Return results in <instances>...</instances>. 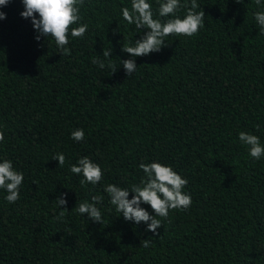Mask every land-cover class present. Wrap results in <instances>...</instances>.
<instances>
[{
  "label": "trees",
  "instance_id": "16d2710c",
  "mask_svg": "<svg viewBox=\"0 0 264 264\" xmlns=\"http://www.w3.org/2000/svg\"><path fill=\"white\" fill-rule=\"evenodd\" d=\"M148 2L155 19L172 18L159 16L162 0ZM197 3L205 12L198 34L166 37L159 52L134 58L130 76L122 60L133 57L123 44L134 46L149 31L123 18L132 0H84L72 27L87 31L83 38L69 31L71 53L63 56L51 36L36 39L23 0L0 5L7 14L0 19V162L11 160L24 174L15 203L0 189V264H264V156L252 158L239 140L244 131L264 145V34L255 19L264 7ZM77 129L83 141L72 139ZM58 153L62 167L52 159ZM81 157L103 170L98 184L81 185L83 174L70 172ZM154 161L187 179L183 192L192 200L157 217L159 235L125 220L104 190L140 185V164ZM63 193L68 210L59 218L55 199ZM93 196L102 197L103 222L76 209Z\"/></svg>",
  "mask_w": 264,
  "mask_h": 264
},
{
  "label": "clouds",
  "instance_id": "9594fccd",
  "mask_svg": "<svg viewBox=\"0 0 264 264\" xmlns=\"http://www.w3.org/2000/svg\"><path fill=\"white\" fill-rule=\"evenodd\" d=\"M8 2L9 0H0V5H6ZM236 2L241 3L243 0H236ZM254 2L257 6L264 7V0H254ZM83 3L84 0H23L25 10L21 15L24 18L31 17L34 28L40 33L36 36L38 41L41 36H51L60 48L61 56L70 55L71 49L66 47L69 44V31L71 30L73 38H83L88 28L86 24L72 27L81 20L79 6ZM199 7L197 0H190V5L189 0H184L183 4L181 0H162L159 16L172 17L163 23L154 18L152 5L148 0H132L131 10L124 7L122 16L128 24H134L137 31L144 28L149 29L142 39L135 40L134 46L123 44L122 51L133 57L122 60L127 75H132L138 67L135 57L159 52L166 44V37L170 35L193 37L198 34L200 28L205 24V12L196 11ZM181 8L187 10L183 18L176 15ZM6 16V13L0 11V19H5ZM255 19L259 25V32L264 34V11H257ZM111 55V49H104L103 56L105 58H110ZM92 63L98 64L100 68L106 66L101 60L93 59ZM107 66L112 67V73L116 72L117 69L110 61ZM71 137L80 142L84 140L85 133L83 129H77L71 133ZM3 140L4 133L0 131V142ZM239 140L249 146V154L252 158L259 160L264 156V145H261L257 135L241 131ZM52 159L58 160L59 166L62 167L66 157L63 153H58ZM140 168L146 174L140 185H133L129 190L115 184H108L104 190L109 194L111 204L116 206V211L122 214L125 220L135 221L136 224L145 222L147 224L146 231L159 235L158 229L163 224L157 217L167 219L170 210H186L191 206L190 194L183 192L188 181L173 168L160 162L141 163ZM70 172L77 175L83 174L84 179L80 181L81 185L85 183L95 185L103 179V170L99 164L94 163L88 157H81L77 164L71 165ZM23 181L24 174L14 169L11 160L4 159L0 162V189L7 191L6 199L9 203H15L20 198V186ZM130 192L135 193L131 199H129ZM66 197L67 193H63L55 199L57 205L62 209L59 218H63L65 211L68 210ZM92 201L93 203H79L76 206L77 211L81 215L87 213L89 219L94 222H103L101 212L96 207L97 202H102V197L93 196ZM142 203L150 205L155 215H151L147 209L141 207ZM141 245L147 248L150 246V241L144 239Z\"/></svg>",
  "mask_w": 264,
  "mask_h": 264
}]
</instances>
